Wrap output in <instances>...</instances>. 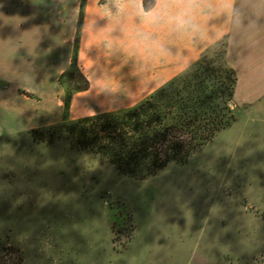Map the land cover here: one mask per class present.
Returning a JSON list of instances; mask_svg holds the SVG:
<instances>
[{
    "label": "rangeland",
    "instance_id": "rangeland-1",
    "mask_svg": "<svg viewBox=\"0 0 264 264\" xmlns=\"http://www.w3.org/2000/svg\"><path fill=\"white\" fill-rule=\"evenodd\" d=\"M246 1L258 36L264 0ZM123 6L124 0H0V76L12 83L1 102L0 264H264V79L251 76L264 67L260 47L243 54L237 44L231 52L241 81L236 122L184 165L171 162L133 179L71 140L34 138L33 130L141 102L110 77L104 93L98 84L88 91L101 79L92 74L103 56L134 53L137 34H125L124 22L118 30L110 24L124 19ZM92 19L103 29H93ZM78 72L89 81L82 93L75 91ZM18 87L32 100L33 122L14 110L22 106ZM27 125L32 130L17 128Z\"/></svg>",
    "mask_w": 264,
    "mask_h": 264
},
{
    "label": "trees",
    "instance_id": "trees-1",
    "mask_svg": "<svg viewBox=\"0 0 264 264\" xmlns=\"http://www.w3.org/2000/svg\"><path fill=\"white\" fill-rule=\"evenodd\" d=\"M153 5L154 0L143 1L146 11ZM228 49V40L221 39L133 107L36 129L34 138L49 144L59 138L71 140L133 179L155 175L171 162L184 165L236 122L233 101L239 78L228 62ZM212 51L217 58L209 60ZM77 56L78 50L73 59L76 68ZM78 73L75 91L88 90L87 77Z\"/></svg>",
    "mask_w": 264,
    "mask_h": 264
},
{
    "label": "crops",
    "instance_id": "crops-1",
    "mask_svg": "<svg viewBox=\"0 0 264 264\" xmlns=\"http://www.w3.org/2000/svg\"><path fill=\"white\" fill-rule=\"evenodd\" d=\"M1 1L4 2V0ZM7 1L13 3L15 0ZM143 1L144 0H124L122 13L124 19L121 17V22L116 20L115 24L113 21L111 23L108 21L114 26L115 30L121 29L122 23L124 22L123 31L125 34H137L134 53H130L125 57L122 56V59L121 56L115 55L109 57L103 56L104 58L101 62L93 66L94 72L92 74L93 79L101 74V79L99 78V80L95 81L91 80L90 89L88 91H92L94 87L98 88L99 85L101 86V91L104 93L108 87V82H111L110 79H112V82L115 81L118 87L131 89L129 91L132 92L131 95L141 97L139 100L142 101L198 61L206 49L213 46L221 39L227 38V36H229V38H227L229 41L227 59L234 69L235 66L231 64V52L235 51V46L237 44H242L243 54L249 51L258 52V47H260L259 51L264 52V32H261L258 36H254L253 31H251L253 27L252 22L255 21V19H253L251 15L252 8L250 7L249 1L157 0L156 6L150 11L144 9ZM244 18L247 19L244 20ZM96 20L92 19V21ZM120 24L121 26L118 27ZM95 27L99 28V30L102 28L99 26V21L92 23V28L94 29ZM105 29L104 38H106L107 31L110 30V27L108 26V28ZM242 33H244L246 37L240 40L237 37ZM101 36V31L96 34L98 39L95 40L96 42H94L93 46L97 44ZM97 70H99L98 74ZM106 70L107 73L105 72ZM45 72L47 73L43 75L44 79L37 84H40L41 87H46L49 80L50 70L47 68ZM252 75L264 79V67H260L258 70L251 73V76ZM105 78L107 79L105 80ZM240 82L239 79L238 85ZM11 86L12 83L8 78L0 76V119L3 114H5L2 113L1 102L6 99V93ZM20 90L23 91L20 87L16 89V95L18 100L21 101L22 106L18 105L14 110L19 113L20 119L33 122L32 100L27 97V95L19 94ZM144 91L147 92L144 93ZM27 92L28 91H26V93ZM238 93L239 92L236 90V96ZM243 102H245V100H243ZM28 103L31 104L29 108ZM132 106H122L120 108L106 110L105 112L118 111ZM8 128H11L13 133L19 131L12 127ZM17 128L28 131L32 130L31 125H27L24 128ZM4 133L5 131L2 130L0 124V135Z\"/></svg>",
    "mask_w": 264,
    "mask_h": 264
}]
</instances>
